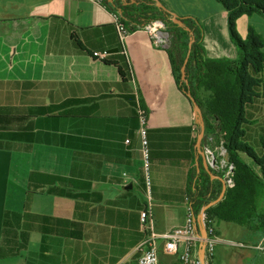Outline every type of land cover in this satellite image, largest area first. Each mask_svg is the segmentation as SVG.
Listing matches in <instances>:
<instances>
[{
    "label": "crops",
    "instance_id": "crops-1",
    "mask_svg": "<svg viewBox=\"0 0 264 264\" xmlns=\"http://www.w3.org/2000/svg\"><path fill=\"white\" fill-rule=\"evenodd\" d=\"M161 2L178 17L201 23L207 58H237L227 12L217 1ZM250 27L264 41V18L244 15L236 21L241 39ZM124 50L126 56L102 6L87 0H0V264H137L144 239L140 213L149 195L154 231L164 234L185 224L195 177L222 187V173L208 175L203 167L193 105L176 85L166 50L143 31L130 32ZM105 59L122 61L131 74L122 79ZM260 77L259 96L246 106L243 126L245 142L259 157L264 70ZM139 106L147 116L149 186ZM216 135L204 136L203 153L218 147ZM215 227L227 241L217 246L228 249L207 264L264 261V251L254 249L263 237L232 223ZM235 235L236 242L228 238ZM159 259L180 264L163 249Z\"/></svg>",
    "mask_w": 264,
    "mask_h": 264
},
{
    "label": "trees",
    "instance_id": "trees-1",
    "mask_svg": "<svg viewBox=\"0 0 264 264\" xmlns=\"http://www.w3.org/2000/svg\"><path fill=\"white\" fill-rule=\"evenodd\" d=\"M215 1L227 12L230 39L238 52L235 60L207 58L202 46L201 23L191 17L183 18L185 26L190 30L186 31L171 21L170 11L161 0H116L112 4L106 1L105 6L110 13L116 12L121 15L122 23L129 32H134L155 20L164 22L171 35L170 46L166 52L176 85L192 103L187 96V92H190L200 109L205 136L217 132V138L221 139L218 146L225 147L227 159L235 168V186L226 189L221 201L209 207L205 214L214 221L215 225L220 222L232 223L262 238L264 237V153L259 157L245 142L243 126L246 124V106L259 96L260 76L264 70V41L251 27L247 37L241 39L236 30V21L244 15L258 14L264 18V0ZM157 2H160L166 10L158 7ZM190 40L192 45L189 51ZM77 45L82 49L80 42H77ZM120 48L122 51L121 44ZM188 52L190 56L185 69L186 84L181 79V68ZM104 62L116 66L124 80L131 74L122 61L105 59ZM50 109L44 108L43 113L49 112ZM243 157L251 159L259 172L250 167ZM208 181L209 178L195 177L192 182L194 185L188 193V207L193 212L195 222L200 211L214 203L222 193L219 184L210 187Z\"/></svg>",
    "mask_w": 264,
    "mask_h": 264
},
{
    "label": "built area",
    "instance_id": "built-area-1",
    "mask_svg": "<svg viewBox=\"0 0 264 264\" xmlns=\"http://www.w3.org/2000/svg\"><path fill=\"white\" fill-rule=\"evenodd\" d=\"M93 4L106 8L105 2L107 0H87ZM107 9V8H106ZM112 22L117 32L120 44L122 46V53L126 56L124 50V41L130 33L126 26L122 23V17L119 13H110ZM136 31H143L148 34L152 44L155 47L168 49L170 46L171 35L168 33L164 22L160 20L152 21L145 26L136 29ZM97 56V54H95ZM138 119L140 123V136L142 139V154L145 164L146 184L149 186V149L146 140V111L139 106L137 108ZM204 155L211 170L222 172L223 181L226 189H232L235 186L234 172L235 168L232 163L226 158V150L223 145L211 149L206 147ZM149 203L140 213V227L144 234V239L139 247L140 257L137 264H159L160 249L168 255H177L180 264H202L199 254L200 244H204V261H207L214 255L215 247L219 244L226 243L223 239L216 235V227L213 220L209 219L204 213L201 217L200 223L205 229L206 236L201 237L197 222L194 220L193 212L188 208L185 224L182 227L173 229L164 234H158L154 231L152 220V206L150 203V195L148 196ZM236 248H247L241 243L228 242ZM257 251H264V237L262 241L254 247Z\"/></svg>",
    "mask_w": 264,
    "mask_h": 264
},
{
    "label": "water",
    "instance_id": "water-1",
    "mask_svg": "<svg viewBox=\"0 0 264 264\" xmlns=\"http://www.w3.org/2000/svg\"><path fill=\"white\" fill-rule=\"evenodd\" d=\"M114 1H116V0H107V2L110 3V4H112ZM157 5H158V7L166 10V8L160 2H157ZM170 14H171V21L173 23H175L176 25L180 26L181 28L185 29L188 32L190 31L189 28H187L185 26V24L183 22V18L178 17L176 14H174L172 12H170ZM191 45H192V40H190V43H189V51H190ZM116 52H118V49H114L112 51H109L108 53L111 54V53H116ZM189 56H190V52H188V54H187V56H186V58L184 60L183 66L181 68V79H182V81H185L186 84H187V81H186L185 69H186V65H187L188 60H189ZM187 96L192 101L193 110H194V114H195V124L200 128V132H199L198 137H197L196 148H197V150H198V152H199V154H200V156L202 158L203 167H204L206 173L208 175H211L212 174V170L209 168V165L207 163L206 157H205L204 153L201 151V143H202V140H203V138L205 136L204 121H203L200 109H199L197 103L191 97L190 92H187ZM227 157H228V155L226 156V158ZM220 182L222 184V193H221L220 197L214 203H212V204L208 205L207 207H205L204 209H202L200 211L199 215H198L197 226H198V230H199V233H200L201 237H205L206 236L205 229L203 228V226L200 223L202 215L205 213V211L209 207H211L212 205H215L219 201H221V199L223 198L224 193L226 191V186H225L224 181L222 179H220ZM204 250H205L204 244H200V246H199V254H200V260L202 261V264H206L205 261H204Z\"/></svg>",
    "mask_w": 264,
    "mask_h": 264
},
{
    "label": "rangeland",
    "instance_id": "rangeland-1",
    "mask_svg": "<svg viewBox=\"0 0 264 264\" xmlns=\"http://www.w3.org/2000/svg\"><path fill=\"white\" fill-rule=\"evenodd\" d=\"M253 149H254V151L256 152L257 151V149L256 148H254V147H252ZM244 159H246V161L248 162V163H250L251 165H253L254 166V164H253V161L251 160V159H249V158H247V157H244ZM221 231V230H220ZM221 233H222V231H221ZM223 234V233H222ZM228 238H231V240L233 241H235V240H237L238 238H237V236L235 235V236H231V237H228ZM236 242V241H235ZM221 249H225V250H227L228 248H226V247H224V246H216L215 247V250H214V259H216V257H217V254H218V251H220ZM253 262V261H252ZM252 264V263H251ZM254 264V263H253ZM255 264H264V261L261 259V257L260 258H258V260H256L255 261Z\"/></svg>",
    "mask_w": 264,
    "mask_h": 264
}]
</instances>
